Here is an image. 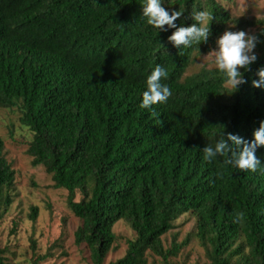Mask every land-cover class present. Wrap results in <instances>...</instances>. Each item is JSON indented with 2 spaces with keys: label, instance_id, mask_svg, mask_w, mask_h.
Instances as JSON below:
<instances>
[{
  "label": "trees",
  "instance_id": "trees-1",
  "mask_svg": "<svg viewBox=\"0 0 264 264\" xmlns=\"http://www.w3.org/2000/svg\"><path fill=\"white\" fill-rule=\"evenodd\" d=\"M145 2L0 0V108H20V123L34 134L32 166L67 190L81 221L75 242L92 264H106L120 221L135 238L109 264H149V253L170 264L190 241L167 248L163 237L185 214L196 219L209 264H264V146L254 172L233 167L227 153L205 160L202 152L223 131L225 139L250 141L264 121V89L251 83L264 67V17H233L217 0H163L182 12L177 26L196 23V11L211 14L207 42L178 48L167 40L174 29L158 30L141 16ZM225 30L260 37L257 60L234 93L217 68L187 73ZM157 64L171 95L141 108ZM14 180L0 136V220ZM37 216L33 207L31 220ZM4 254L0 246V264Z\"/></svg>",
  "mask_w": 264,
  "mask_h": 264
},
{
  "label": "rangeland",
  "instance_id": "rangeland-1",
  "mask_svg": "<svg viewBox=\"0 0 264 264\" xmlns=\"http://www.w3.org/2000/svg\"><path fill=\"white\" fill-rule=\"evenodd\" d=\"M233 17H264V0H217ZM254 32V30H252ZM188 74L202 67L216 68L214 57L200 55ZM21 110L0 108V136L4 140V156L15 171L10 188L13 202L0 220V246L5 250L6 264H92L87 247L77 245L74 233L81 225L67 203L68 192L54 187L52 176L43 166H32L27 153L34 134L20 123ZM82 195L77 192L76 201ZM33 207L38 208L37 219L31 220ZM197 222L191 214H185L174 222V229L163 237L169 248L177 242L189 240V245L170 264H209L206 250L197 238ZM117 242L106 258V264L125 256L128 241L135 233L126 221L114 227ZM43 257L45 259H43ZM149 264H165L151 253Z\"/></svg>",
  "mask_w": 264,
  "mask_h": 264
},
{
  "label": "clouds",
  "instance_id": "clouds-1",
  "mask_svg": "<svg viewBox=\"0 0 264 264\" xmlns=\"http://www.w3.org/2000/svg\"><path fill=\"white\" fill-rule=\"evenodd\" d=\"M182 12L170 10L163 6V0H146L142 7L141 16L146 18L147 24L162 31L174 29L167 40L175 47H189L193 43L207 42L210 36L208 22L211 14L207 11H196L193 19L196 23L190 26L183 24L177 26L175 21L181 17ZM167 25V29L164 26ZM264 35V32L261 33ZM260 37L250 34L244 30H225L215 40V46L207 55L214 57L216 68L225 76V83L233 93L246 82L244 73L249 66L257 60L254 49ZM163 47L162 45H160ZM243 69L244 71H241ZM257 79L252 80V87L264 89V67L258 69ZM161 78H167V71L157 64L146 78V90L142 94L141 108H150L157 103H164L171 95V90L161 82ZM223 128V126H220ZM225 132L213 145L205 146L202 149L204 159L212 160L217 155L229 154L228 163L239 169L256 171L260 160L256 156L259 147L264 146V121L254 130L252 139L246 140L243 137Z\"/></svg>",
  "mask_w": 264,
  "mask_h": 264
}]
</instances>
